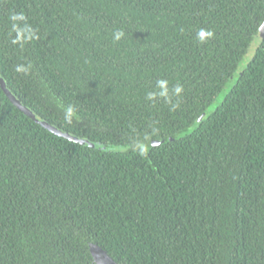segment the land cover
<instances>
[{
    "label": "trees",
    "instance_id": "obj_1",
    "mask_svg": "<svg viewBox=\"0 0 264 264\" xmlns=\"http://www.w3.org/2000/svg\"><path fill=\"white\" fill-rule=\"evenodd\" d=\"M264 0H0V264H264ZM211 36H201V31ZM153 143V145H151Z\"/></svg>",
    "mask_w": 264,
    "mask_h": 264
},
{
    "label": "water",
    "instance_id": "obj_2",
    "mask_svg": "<svg viewBox=\"0 0 264 264\" xmlns=\"http://www.w3.org/2000/svg\"><path fill=\"white\" fill-rule=\"evenodd\" d=\"M1 88L5 92L6 96L10 99V101L16 105L24 114L28 115L31 119H33L35 122L40 124L42 127L48 129L49 131L53 132L56 135H59L61 137L67 138L70 141L80 143L83 145H89L94 147L95 144L89 142L88 140L79 139L76 138L68 133H65L55 127H53L50 124L45 123L44 121L40 120L38 117L33 115L29 109L26 107L20 106L17 101L14 100V98L8 93V90L5 88L4 84L0 80ZM153 145V143L151 144ZM89 253L92 257V260L95 264H117L100 246L94 243L89 244Z\"/></svg>",
    "mask_w": 264,
    "mask_h": 264
},
{
    "label": "rangeland",
    "instance_id": "obj_3",
    "mask_svg": "<svg viewBox=\"0 0 264 264\" xmlns=\"http://www.w3.org/2000/svg\"><path fill=\"white\" fill-rule=\"evenodd\" d=\"M263 35H264V24L259 29L258 35L255 37L254 41L252 42L250 48L248 49L247 54L239 62L236 71L234 72L233 76L231 77V79L228 81V83L224 87L222 93L219 95V97L205 111L204 117H206L207 115H209L214 110V108L220 103L223 95L235 83V79H236L237 75L240 73V71L242 70V68L245 66L246 62L251 58V56L253 54V51H254L256 45L258 44L259 38H261Z\"/></svg>",
    "mask_w": 264,
    "mask_h": 264
},
{
    "label": "clouds",
    "instance_id": "obj_4",
    "mask_svg": "<svg viewBox=\"0 0 264 264\" xmlns=\"http://www.w3.org/2000/svg\"><path fill=\"white\" fill-rule=\"evenodd\" d=\"M201 36H204V35H208V36H211V32H208V33H205L203 30L201 31L200 33Z\"/></svg>",
    "mask_w": 264,
    "mask_h": 264
}]
</instances>
